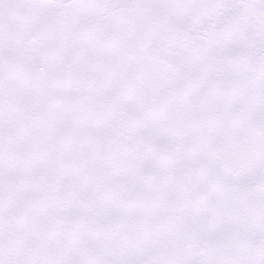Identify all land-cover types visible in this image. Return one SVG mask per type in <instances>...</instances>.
Masks as SVG:
<instances>
[{"label":"snow or ice","instance_id":"obj_1","mask_svg":"<svg viewBox=\"0 0 264 264\" xmlns=\"http://www.w3.org/2000/svg\"><path fill=\"white\" fill-rule=\"evenodd\" d=\"M0 264H264V0H0Z\"/></svg>","mask_w":264,"mask_h":264}]
</instances>
